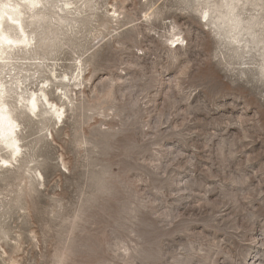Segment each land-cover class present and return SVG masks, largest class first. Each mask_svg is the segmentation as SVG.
I'll use <instances>...</instances> for the list:
<instances>
[{
	"label": "rangeland",
	"instance_id": "rangeland-1",
	"mask_svg": "<svg viewBox=\"0 0 264 264\" xmlns=\"http://www.w3.org/2000/svg\"><path fill=\"white\" fill-rule=\"evenodd\" d=\"M23 1L0 264H264V0Z\"/></svg>",
	"mask_w": 264,
	"mask_h": 264
},
{
	"label": "bare ground",
	"instance_id": "bare-ground-1",
	"mask_svg": "<svg viewBox=\"0 0 264 264\" xmlns=\"http://www.w3.org/2000/svg\"><path fill=\"white\" fill-rule=\"evenodd\" d=\"M23 2V4L26 5L30 10H34L37 5L40 4L38 0H24ZM20 6L21 5L19 4H6L0 6V62L8 59L13 48L25 49L30 44L28 36L25 34V31L19 24V17L22 15ZM33 16L35 15L32 14L31 17ZM5 19L8 24V28L6 29L13 31L15 30V32L18 30L19 34L21 35L20 37L14 38L7 33L6 29L3 28V21ZM237 27H240V23H237ZM40 92H42L40 97L43 98L50 111L54 114V116L60 119L62 117V113H60L61 109L59 110L55 105L51 104L47 100L46 94L44 93L45 91L41 90ZM6 94V88L0 84V147L5 148L9 152L11 159H16L21 154L19 139L16 133L18 132V124L12 116L9 106L4 101ZM23 100L27 102L28 111L31 113H34L38 109L39 97L36 96V94L33 93L29 98ZM20 102H22V100ZM1 162L3 163V166L8 165L9 163L7 160H1Z\"/></svg>",
	"mask_w": 264,
	"mask_h": 264
}]
</instances>
